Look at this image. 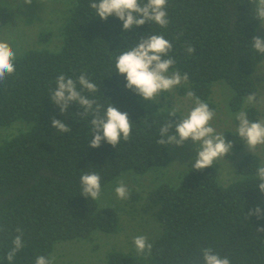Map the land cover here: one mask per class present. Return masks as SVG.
I'll return each mask as SVG.
<instances>
[{
  "label": "trees",
  "instance_id": "16d2710c",
  "mask_svg": "<svg viewBox=\"0 0 264 264\" xmlns=\"http://www.w3.org/2000/svg\"><path fill=\"white\" fill-rule=\"evenodd\" d=\"M90 0H68L63 17L62 45L58 50L32 49L16 57V71L0 83V128L22 124L16 134L0 138V259L7 255L16 229L23 232L24 247L13 264H35L38 256H53L58 243L90 239L96 232L120 231L118 211L101 207L82 194L80 177L96 172L105 187L127 172L146 175L166 167L171 145H158L159 129L168 119L184 116L170 107H160L125 87L124 75L116 73L117 55L133 41L162 34L176 61L170 72L188 74L192 91L215 112L211 96L217 82L230 88V108H243L249 120L261 121L262 112L246 105V97L259 94L256 71L264 61L252 47L253 36H261L252 0H168L169 24L154 22L124 31L119 18L102 20L90 8ZM11 20L7 6L0 5V30ZM48 35V33H47ZM44 41V40H43ZM187 45L195 48L191 55ZM97 84L90 99L106 106L111 102L127 112L132 124L130 138L115 147L102 141L89 147L91 115L72 103L61 114L51 102L56 78L64 74L74 80L81 74ZM79 88V85H78ZM72 130L61 133L51 119ZM233 150H245L237 131L227 130ZM264 158L249 152L237 165V178L227 185L219 181L215 165L193 167L179 183L164 182L150 192L148 206L161 227L151 241L149 255L111 251L102 264H203L201 249L211 247L231 264H264V218L248 217L255 206L264 209V195L255 187L256 169ZM0 264H8L6 259ZM56 264V263H55Z\"/></svg>",
  "mask_w": 264,
  "mask_h": 264
},
{
  "label": "clouds",
  "instance_id": "9594fccd",
  "mask_svg": "<svg viewBox=\"0 0 264 264\" xmlns=\"http://www.w3.org/2000/svg\"><path fill=\"white\" fill-rule=\"evenodd\" d=\"M255 5V20L264 26V0H252ZM24 4H31L32 0H23ZM168 0H90V8L96 16L102 20H107L109 16H115L122 21L124 31H130L133 26H142L146 22H154L161 28H166L169 24L167 15ZM252 47L258 54H264V38L253 36ZM172 43L162 34H151L147 38L141 37L120 52L115 61L116 73L125 76V87L136 95L148 101H156L161 93L168 92L173 88L186 83L188 74L183 75L179 71L170 73L176 61L169 55L172 51ZM189 55L195 52V48L187 45ZM16 52L8 42L0 40V83L12 76L15 71ZM79 85V88H78ZM98 89L97 84L88 79L86 74L79 75L75 80L64 74L56 78V87L50 92L51 102L59 106L61 114L68 112L69 105L76 103L83 108V116L91 115V140L89 147L98 148L101 142L105 141L112 146L120 143L121 138L127 141L132 131V122L127 112H121L110 102L106 109L99 104L95 98L90 99L83 93L86 91L94 94ZM187 97L194 103V107L178 119H168L159 129L160 139L156 141L158 145L175 144L183 146L191 139L197 155L193 158L192 167L195 170H203L212 167L221 158L230 152L233 147L232 141H226L223 134H220L212 126L211 121L216 115L210 109L208 103L202 101L192 91L187 93ZM248 104L256 102V94L251 93L246 97ZM179 111L173 109L171 117H175ZM237 124V134L245 141L249 151L254 152L257 146L264 145V121H251L247 113L240 111L235 115ZM51 125L61 133H68L72 129L64 122L53 117ZM258 183L255 185L264 195V166L256 169ZM82 194L93 201L99 199L102 194L101 177L96 172L84 173L80 177ZM116 196L123 200L130 195L127 186L121 181L115 187ZM264 203V202H262ZM248 217L256 216L257 219L264 218V209L260 205L255 206L248 213ZM0 231L4 227L0 225ZM18 235L11 241V247L7 251L6 259L8 264H13L17 253L24 245L23 232L16 229ZM258 232H264V228H258ZM134 246L138 255H149L152 251V244L147 237L138 235L134 237ZM203 264H231L228 257H221L211 247L201 249ZM35 264H55L54 256H38Z\"/></svg>",
  "mask_w": 264,
  "mask_h": 264
},
{
  "label": "rangeland",
  "instance_id": "374dc122",
  "mask_svg": "<svg viewBox=\"0 0 264 264\" xmlns=\"http://www.w3.org/2000/svg\"><path fill=\"white\" fill-rule=\"evenodd\" d=\"M68 0H32L24 4L23 0H0L1 6H7L11 13L10 22L0 30V40L6 41L16 52V57L32 49L46 48L58 50L62 45L63 17L67 11ZM48 33V35H47ZM264 38V26L260 28ZM44 40V41H43ZM171 73V72H170ZM259 85L258 99L253 104L262 112L264 121V61L256 71ZM188 83H182L168 92L161 93L152 104L162 108L179 109L183 115L194 107L187 97ZM231 88L223 82H217L211 96L216 106L212 126L220 134L227 130L236 131L238 121L229 106ZM245 108L242 109L244 111ZM22 129V124L15 123L10 127L0 128V138L16 134ZM251 151L231 149L224 159L214 164L219 171V181L227 185L237 178V165L243 156ZM253 153L264 158V145H259ZM197 151L194 142L189 139L183 146L171 145L170 163L146 175L127 172L114 182L108 184L99 198L101 207L112 208L120 214V231L116 234L96 232L88 239L64 241L56 245L54 251L56 264H102L111 251H131L135 249L134 237L144 235L150 243L156 239L161 227L153 217L148 206L150 192L164 182L179 183L183 176L192 168ZM191 161L192 163H189ZM123 181L129 190L127 199H119L115 187Z\"/></svg>",
  "mask_w": 264,
  "mask_h": 264
}]
</instances>
